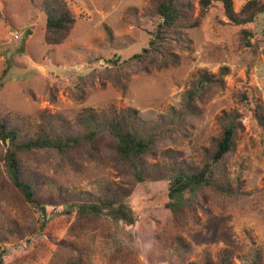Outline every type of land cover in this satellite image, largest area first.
I'll return each mask as SVG.
<instances>
[{
  "label": "rangeland",
  "instance_id": "obj_1",
  "mask_svg": "<svg viewBox=\"0 0 264 264\" xmlns=\"http://www.w3.org/2000/svg\"><path fill=\"white\" fill-rule=\"evenodd\" d=\"M63 1L75 22L65 41L51 46L44 41L43 0H0V120H20L30 129L55 122L75 133L86 110L130 109L155 142L141 182L104 134L69 157L40 151L20 158L23 175L37 177L41 199L61 192L81 202L106 185L127 189L132 225L115 227L99 218L81 225L60 203L46 208L44 217L22 201L0 163V228H11L0 237L3 264H203L206 257L216 264L224 250L235 264H250L254 251L264 264V127L244 98L262 104L264 115V12L237 26L209 0L205 17L193 26L201 8L191 0L189 21L157 40L160 20L152 15V0ZM248 1L232 0L234 12ZM243 30L251 34L249 48ZM201 75L218 83L187 109L186 93ZM224 114L236 115L238 129L235 148L217 172L236 193L204 187L172 214L164 207L170 169L201 167L226 123Z\"/></svg>",
  "mask_w": 264,
  "mask_h": 264
},
{
  "label": "trees",
  "instance_id": "obj_2",
  "mask_svg": "<svg viewBox=\"0 0 264 264\" xmlns=\"http://www.w3.org/2000/svg\"><path fill=\"white\" fill-rule=\"evenodd\" d=\"M222 5L223 15L233 25L241 26L251 23L256 16L264 12V4L256 0L248 1L236 13L233 10L232 0H216ZM152 15L157 16L160 22L157 24L155 37L160 40L164 33L175 28L182 27L188 18L187 13L191 9V0H152ZM200 15L193 26H198L199 21L205 17V10L209 7V0H199ZM43 9L46 13L44 41L47 45L58 46L68 37L75 22L74 15L70 12L63 0H43ZM191 25V26H192ZM251 34L243 30L241 32L242 44L249 48L252 45ZM151 46L154 41L150 42ZM144 53L147 50L143 51ZM139 58L140 56H135ZM227 73L226 68L220 70L221 75ZM220 81V80H219ZM218 83L212 76L201 75L197 84L186 93V107L191 109L193 101L201 97L208 86ZM246 103L252 108L253 119L259 126L264 127L263 107L257 100L251 102L244 94ZM135 110H122L117 113L110 110L104 113L86 110L79 117L77 124L79 130L75 133L69 132L64 125L43 124L36 128H28L23 121L0 120V142L2 139L9 140V146L0 144V163L3 171L8 176L11 186L18 192L22 201L30 207L38 208L46 215V208L60 203L65 206V212L70 214L76 212L75 222L83 224L84 221L99 218L108 221L117 227L119 222L132 225L136 221L133 210L125 202L129 192L127 189L106 185L101 187L97 194L85 196L84 200L77 202L72 196H66L61 192L45 196L41 199L37 196V177H26L22 169L21 156L32 155L40 151H54L59 156L69 157L75 150L91 146L103 134L111 140L110 149L116 157L131 171L134 179L138 182L143 180L142 171L144 158L148 155L154 145L155 137L152 133L144 131L139 124ZM226 123L223 124L219 135L213 139L212 152L196 170L171 168L168 175V201L165 208L172 214H178L183 207L189 205L195 196L204 187H213L218 194L234 196L236 191L225 187L219 180L218 167L223 159L235 148V137L237 132L236 115L224 114ZM264 154V152H263ZM47 219H43L40 228H44ZM11 228H0V237L5 239V234ZM17 233V227L14 229ZM181 245V242H179ZM181 248L183 246L181 245ZM5 251H0V264H3ZM216 264H235L230 260V252L222 251L218 256ZM69 264H83L76 260ZM203 264H213L206 257ZM250 264H262L258 252H253Z\"/></svg>",
  "mask_w": 264,
  "mask_h": 264
},
{
  "label": "water",
  "instance_id": "obj_3",
  "mask_svg": "<svg viewBox=\"0 0 264 264\" xmlns=\"http://www.w3.org/2000/svg\"><path fill=\"white\" fill-rule=\"evenodd\" d=\"M7 140V142L9 141L8 139H6Z\"/></svg>",
  "mask_w": 264,
  "mask_h": 264
}]
</instances>
